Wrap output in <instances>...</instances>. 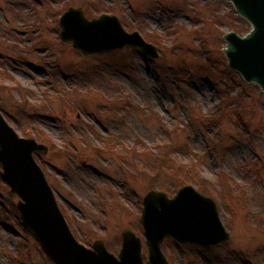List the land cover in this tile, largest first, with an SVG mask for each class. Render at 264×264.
Returning <instances> with one entry per match:
<instances>
[{"label": "rangeland", "instance_id": "obj_1", "mask_svg": "<svg viewBox=\"0 0 264 264\" xmlns=\"http://www.w3.org/2000/svg\"><path fill=\"white\" fill-rule=\"evenodd\" d=\"M65 6H80L89 18L112 13L127 31L162 38L159 57L148 59L132 47L82 56L60 38ZM231 27L244 34L251 24L230 0H0V84L7 87L1 108L20 134L27 127L49 136L50 142L40 140L48 153L37 157L80 238L90 244L102 238L115 251L121 231L130 228L148 253L143 196L155 155L176 141L171 169L199 160L232 238L216 259L166 239L162 249L169 264H264V165L254 167L264 162V95L258 85H246L243 119L249 130L236 107L225 105L243 86L239 74L222 72L220 37ZM198 35L207 38L214 62L206 60ZM116 59L124 68L113 66ZM3 71L12 79L4 81ZM44 105L43 115L26 118ZM221 107L217 118L213 113ZM211 114L218 125L205 120ZM145 145L152 155H144ZM222 174L230 178L227 194ZM164 177L155 188L163 184L173 195L178 188ZM7 185L1 169L4 198ZM3 201L0 195V264H49ZM228 249L244 257L226 254Z\"/></svg>", "mask_w": 264, "mask_h": 264}, {"label": "water", "instance_id": "obj_2", "mask_svg": "<svg viewBox=\"0 0 264 264\" xmlns=\"http://www.w3.org/2000/svg\"><path fill=\"white\" fill-rule=\"evenodd\" d=\"M237 12L252 24L240 35L228 31L223 49L228 64L247 82H254L264 92V0H232ZM61 37L84 56L133 45L147 56L157 57L158 48L138 32L128 33L120 20L109 14L89 20L82 8L71 7L61 18ZM2 97L0 95V102ZM0 162L4 165L24 224L39 239L56 264H144L142 241L132 230L122 232L119 257L107 251L103 240L86 248L73 237L59 209L53 190L33 158L34 151L47 152V146L34 138H19L0 112ZM142 222L149 245V264H168L161 250L166 237L201 246H215L228 241L231 234L220 219L216 202L193 185L182 187L174 197L150 190L144 197Z\"/></svg>", "mask_w": 264, "mask_h": 264}, {"label": "trees", "instance_id": "obj_3", "mask_svg": "<svg viewBox=\"0 0 264 264\" xmlns=\"http://www.w3.org/2000/svg\"><path fill=\"white\" fill-rule=\"evenodd\" d=\"M150 36L153 37V38H150V41L154 42L157 45L163 44L162 38H160L158 36H153V35H150ZM198 36L200 37L201 35H198ZM201 39H202V46H201L202 50L201 51H202V53L207 54L209 52V42H207V38L205 36L201 37ZM220 41H221V37H220ZM178 45H180V44H178ZM179 47H181V46H179ZM122 63H125V62L116 59L113 66L119 67V68H121V67L124 68L125 64L123 65ZM223 72H225V73L229 72L228 75L234 74V71L229 69L227 66L223 70ZM2 75H3V79H5V80L9 79V78L11 79V77H9L6 73H3ZM242 85H243L242 90L238 91L236 96H233L232 99L226 101L227 103L225 105L227 107H230V106L236 107L237 113L239 114L238 119L243 121L245 123V129L249 130V128H248L249 124H247L243 119V109H244L243 108V104H244L243 92H246V84L243 83ZM10 89H12V88H10ZM5 90L6 89L2 85H0V91L5 92ZM223 101H225V100H223ZM20 105H23V104H20ZM222 112H223V109L218 110V112H214L213 114H214V116L219 114V116L222 117V114H221ZM40 114H42V112L39 109H34L33 113L30 116L34 117V116L40 115ZM219 116H216V117L218 118ZM205 120L208 121L211 125L217 124V122L214 121V117L212 114H211V116L208 117V119H205ZM37 135L39 138H41L47 142L51 141L49 136L45 132H43L42 130H38ZM175 142L176 141H174V142L172 141V144H170L168 147L160 149V152L157 155H155V159H154L155 161L153 164L152 176L150 177V179H151V184H150L151 187L150 188H155L156 185L161 183V180L165 176L164 181H166V182L171 181L172 183H174V185L176 187H180V186H183L185 184L195 183L197 188L201 192L214 196L215 188L213 187L211 182H209L208 180H206L202 177V175H201L202 165H201V163H199L198 159L193 158L191 160V162L189 164H187V166L184 165L185 167L181 166V167H174L173 169H171V167L169 165V161L172 160L173 151L176 149V147H178V143L177 142L175 143ZM66 151H68V150H66ZM143 152H144V155H149V156L152 155V153H154V151L151 148L147 147L146 145L144 146ZM146 157H148V156H146ZM145 168H149V166L144 167V171H146ZM219 181L221 184V189L223 190V192L225 194H227L228 191H231L232 187L229 184L228 175H226V174L223 175L219 179ZM164 188L165 187L162 184L160 189L164 190ZM12 205L14 208H16V206L14 204H12ZM220 249H221V247L220 248H211V249H207V250L211 251L213 253L215 259H216L219 257V254H216V251L218 252V251H220ZM203 250H205V249H203ZM227 252H229L228 254H231V253L233 254L234 251L232 249H230L229 251H226V254H227ZM234 254H237V253L234 252Z\"/></svg>", "mask_w": 264, "mask_h": 264}]
</instances>
